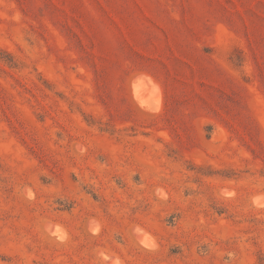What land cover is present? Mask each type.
Listing matches in <instances>:
<instances>
[{
	"label": "rangeland",
	"instance_id": "1",
	"mask_svg": "<svg viewBox=\"0 0 264 264\" xmlns=\"http://www.w3.org/2000/svg\"><path fill=\"white\" fill-rule=\"evenodd\" d=\"M0 264H264V0H0Z\"/></svg>",
	"mask_w": 264,
	"mask_h": 264
}]
</instances>
